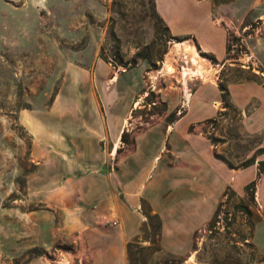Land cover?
<instances>
[{
  "label": "rangeland",
  "instance_id": "obj_1",
  "mask_svg": "<svg viewBox=\"0 0 264 264\" xmlns=\"http://www.w3.org/2000/svg\"><path fill=\"white\" fill-rule=\"evenodd\" d=\"M200 1L198 10L225 37L218 57L193 35L175 34L189 25L172 30L153 0H0V264H76L85 253L82 229L93 224V205L83 212L77 193L67 195V187H81L80 153L67 149L59 129L69 118L81 121L82 113L66 109L61 97H83L84 106L96 98L91 113L98 115L108 93L117 103L137 101L126 123L130 140L133 132L181 116L185 95L206 87L219 95L211 104L216 112L191 130L202 128L228 166L261 157L264 128L254 130L248 117L256 101L242 110L229 88H264V0ZM212 4L223 6L221 17ZM194 54L203 77L187 72L195 69ZM256 97L254 124L262 125L264 92ZM201 113L192 110L188 118ZM141 208L149 218L127 245V264H264V206L256 186L242 196L226 190L209 230H197L185 255L161 251L158 220L145 202Z\"/></svg>",
  "mask_w": 264,
  "mask_h": 264
},
{
  "label": "crops",
  "instance_id": "obj_2",
  "mask_svg": "<svg viewBox=\"0 0 264 264\" xmlns=\"http://www.w3.org/2000/svg\"><path fill=\"white\" fill-rule=\"evenodd\" d=\"M154 3L163 20L172 24V30L176 24L189 25L183 32L173 30L175 34L193 35L206 52L217 57L222 54L225 37L213 25L214 20L210 17L208 23V18L198 10L202 7L200 0H154ZM212 7L219 17L223 15V6L212 4ZM233 88H229L231 102L242 110L249 101H256L248 117L254 130L264 128V121L262 125L254 124L260 102L256 94L264 92V88L256 83ZM89 99L87 106L83 97L60 99L66 109L82 113L81 121L69 118L59 128L67 138V149L80 153L81 187L74 191L67 187V195L77 193V203L83 212L93 205L90 208L93 224L82 229L85 253L76 257V264H127V243L137 237L146 221L142 202L159 217L161 251L176 255L191 251L194 234L211 221L227 188L242 196L245 187L255 181L264 206V172L258 175L257 167L258 161L264 160V151L246 167L228 166L215 156V147L203 129L190 128L215 114L211 104L219 102L218 94L201 86L181 116L164 125L155 123L133 132L130 142L124 143L126 146L121 145V135L128 133V113L134 110L137 101L129 106L127 101L117 103L116 96L108 93L104 101L101 99L107 109L98 115L91 111L98 107L99 101ZM192 110L202 113L189 119ZM69 178L66 182H70Z\"/></svg>",
  "mask_w": 264,
  "mask_h": 264
},
{
  "label": "trees",
  "instance_id": "obj_3",
  "mask_svg": "<svg viewBox=\"0 0 264 264\" xmlns=\"http://www.w3.org/2000/svg\"><path fill=\"white\" fill-rule=\"evenodd\" d=\"M153 2H154V0H153ZM172 121V120H171ZM125 136H127V134L124 132V133H122V135H121V141L122 142H124L125 144H128L130 141L129 140H127L126 138H125ZM215 156L217 157V158H219L218 156H217V154L215 153ZM220 159V158H219ZM251 163H253L252 161L251 162H249V164H251ZM248 164V165H249ZM262 165V166H261ZM264 161H259V167H258V175H260L262 172H264ZM255 186V182L254 181H252V182H250L246 187H245V190H246V192L248 193V190L249 189H251L252 187H254ZM227 190L229 191V193H231V194H234V192L230 189V188H227ZM148 206V205H147ZM148 208H149V206H148ZM149 210H150V208H149ZM143 212H144V210H143ZM145 213V212H144ZM145 215H146V217H148L149 218V215L147 214V213H145ZM153 216L158 220V223H159V226H158V229H160V220H159V217L156 215V214H153ZM127 245H129V243L127 244Z\"/></svg>",
  "mask_w": 264,
  "mask_h": 264
},
{
  "label": "bare ground",
  "instance_id": "obj_4",
  "mask_svg": "<svg viewBox=\"0 0 264 264\" xmlns=\"http://www.w3.org/2000/svg\"><path fill=\"white\" fill-rule=\"evenodd\" d=\"M181 45H183V44H180V46ZM191 66H194L195 69L194 70L187 69V72L189 71L188 72L189 74H198V75L203 77V70L200 68L199 60H198V57H197L196 54H194L191 57ZM115 80H116V77L114 76V77L111 78L110 83L115 82ZM190 97H191V95H189V93L185 95V106L190 102ZM136 104H135V106H136ZM189 259H192V256ZM192 261H193V259H192Z\"/></svg>",
  "mask_w": 264,
  "mask_h": 264
},
{
  "label": "built area",
  "instance_id": "obj_5",
  "mask_svg": "<svg viewBox=\"0 0 264 264\" xmlns=\"http://www.w3.org/2000/svg\"><path fill=\"white\" fill-rule=\"evenodd\" d=\"M182 68H183V67H182ZM206 230H209L208 227H207V226H203L202 228H200V229L198 230V233H200V234L202 235L203 233L206 232Z\"/></svg>",
  "mask_w": 264,
  "mask_h": 264
}]
</instances>
